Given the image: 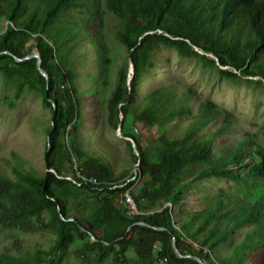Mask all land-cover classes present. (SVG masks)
Returning <instances> with one entry per match:
<instances>
[{"label": "trees", "instance_id": "1", "mask_svg": "<svg viewBox=\"0 0 264 264\" xmlns=\"http://www.w3.org/2000/svg\"><path fill=\"white\" fill-rule=\"evenodd\" d=\"M89 1L0 0V17L11 22L0 34V72L17 96L31 89L52 108L46 170L14 167L12 176L0 155V231L56 234L29 254L0 253V264H56L71 248L85 264H252L257 254L264 264V144L247 135L224 139L236 129L234 113L212 99L193 103V87L179 93L167 83L132 96L156 67L160 44L264 86V0H97L98 24L112 18V34L129 50L107 106L110 124L135 140L136 148L128 139L135 173L118 169L109 148L87 147L80 131L83 96L73 62L81 52L70 55L82 34H94ZM35 48L49 79L38 57H27ZM134 122L156 132L143 139ZM214 138L222 144L214 146ZM209 176L235 186L205 191L201 210L176 211L189 185ZM128 192L135 210L124 203Z\"/></svg>", "mask_w": 264, "mask_h": 264}, {"label": "rangeland", "instance_id": "2", "mask_svg": "<svg viewBox=\"0 0 264 264\" xmlns=\"http://www.w3.org/2000/svg\"><path fill=\"white\" fill-rule=\"evenodd\" d=\"M97 4V0H90L88 4V14L91 15L88 23L93 25L91 30L94 34H82V40L70 55L72 58L77 55V51L81 52L73 62L75 82L83 96L80 131L87 147L99 152L109 148L116 156L113 163L118 169L126 165L135 173L138 163L133 160L129 136L123 133L121 127L116 128L110 124L107 106L109 94L119 79L120 69L129 61V50L112 34V18L108 25L98 24L94 14ZM4 22L5 19L0 17L1 29L5 26ZM156 49L157 65L150 75L140 78L139 84L132 90L133 98L137 99L152 88L167 83L176 84L179 93L193 87V103L212 99L234 113L236 129L233 134H225L224 139L236 141L242 135H247L264 144V86L250 80V75L245 74L242 78L228 77L214 64L197 55L182 56L175 48L162 44ZM133 70L131 64L132 73ZM17 90V85L6 82L0 72V155L2 163L12 176L16 175L14 167L46 170L47 128L52 121V108L45 103L41 94L27 88L17 96ZM188 119L187 116L170 123L184 124ZM216 123L217 121L211 125ZM132 125H135V132L142 134L143 139H150L148 135L155 133L157 129L148 128L141 122H134ZM213 144L220 146L222 140L214 138ZM133 145L136 143L133 142ZM204 165L205 163L200 162L192 166L186 178H191ZM142 179L136 180L134 191ZM234 186L235 182L231 179L220 176L194 180L186 190L185 200L176 211L201 210L205 207L201 200L205 191L231 189ZM143 201L144 206L147 205ZM124 203L135 210L127 201ZM55 235L52 231H0V253L23 250L24 254H29L36 248L48 247ZM240 236L235 238L240 239ZM127 254L137 256L134 249H129ZM261 259L258 254L250 257L252 264H258ZM56 264L85 263L74 253V248H71L58 258ZM103 264L121 263L109 259Z\"/></svg>", "mask_w": 264, "mask_h": 264}, {"label": "water", "instance_id": "3", "mask_svg": "<svg viewBox=\"0 0 264 264\" xmlns=\"http://www.w3.org/2000/svg\"><path fill=\"white\" fill-rule=\"evenodd\" d=\"M27 57H38V66L41 69V71L43 72V74L46 75L47 79H49L48 73L42 68V59H41L39 51L33 50V52H31L29 55H27ZM17 58H19V57H17ZM19 59H22V58H19ZM55 105H56V103H55ZM129 139H131L133 142H135V140L133 138L129 137ZM135 147H136V145H135ZM177 251L180 255H182V253L180 252V250L178 248H177Z\"/></svg>", "mask_w": 264, "mask_h": 264}, {"label": "bare ground", "instance_id": "4", "mask_svg": "<svg viewBox=\"0 0 264 264\" xmlns=\"http://www.w3.org/2000/svg\"><path fill=\"white\" fill-rule=\"evenodd\" d=\"M11 22L7 19H5V22H4V24H5V26H4V28H0V34L8 27V25L10 24ZM94 180H96V178L94 179ZM135 209H136V206H133ZM161 262L163 263V264H169V261L167 260V259H165V258H162L161 259Z\"/></svg>", "mask_w": 264, "mask_h": 264}, {"label": "built area", "instance_id": "5", "mask_svg": "<svg viewBox=\"0 0 264 264\" xmlns=\"http://www.w3.org/2000/svg\"><path fill=\"white\" fill-rule=\"evenodd\" d=\"M94 179H95V178H94ZM126 201L128 202V204H129L130 206H136V203H135V201L133 200V198H132V196L130 195L129 192L127 193ZM159 264H163V263L161 262V259L159 260Z\"/></svg>", "mask_w": 264, "mask_h": 264}]
</instances>
